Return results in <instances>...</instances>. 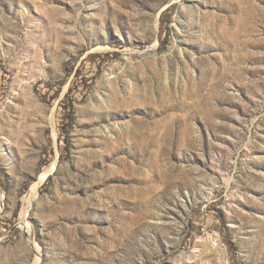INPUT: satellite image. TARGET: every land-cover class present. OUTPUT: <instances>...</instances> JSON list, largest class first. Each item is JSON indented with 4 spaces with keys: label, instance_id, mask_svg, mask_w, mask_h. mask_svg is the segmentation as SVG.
<instances>
[{
    "label": "rangeland",
    "instance_id": "374dc122",
    "mask_svg": "<svg viewBox=\"0 0 264 264\" xmlns=\"http://www.w3.org/2000/svg\"><path fill=\"white\" fill-rule=\"evenodd\" d=\"M0 264H264V0H0Z\"/></svg>",
    "mask_w": 264,
    "mask_h": 264
},
{
    "label": "trees",
    "instance_id": "16d2710c",
    "mask_svg": "<svg viewBox=\"0 0 264 264\" xmlns=\"http://www.w3.org/2000/svg\"><path fill=\"white\" fill-rule=\"evenodd\" d=\"M74 71V68H70L67 71V75L70 76L72 74V72ZM79 72V70L77 71V73ZM68 98V96H67ZM66 102V101H65ZM66 105V104H65ZM66 109V113L64 116V119H69V124H72V121L74 120V112H73V106L70 105L69 107L65 108ZM63 133V132H62Z\"/></svg>",
    "mask_w": 264,
    "mask_h": 264
},
{
    "label": "built area",
    "instance_id": "2783aa9c",
    "mask_svg": "<svg viewBox=\"0 0 264 264\" xmlns=\"http://www.w3.org/2000/svg\"><path fill=\"white\" fill-rule=\"evenodd\" d=\"M212 238L215 240V242L217 243V245H222L224 244V242L217 236V232L213 233Z\"/></svg>",
    "mask_w": 264,
    "mask_h": 264
},
{
    "label": "bare ground",
    "instance_id": "6f19581e",
    "mask_svg": "<svg viewBox=\"0 0 264 264\" xmlns=\"http://www.w3.org/2000/svg\"><path fill=\"white\" fill-rule=\"evenodd\" d=\"M36 191H37V185H35V186L33 187V189H32V195H35Z\"/></svg>",
    "mask_w": 264,
    "mask_h": 264
}]
</instances>
